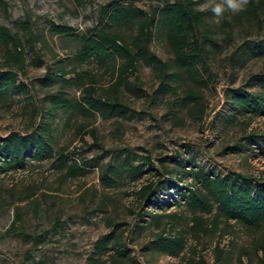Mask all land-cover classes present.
I'll list each match as a JSON object with an SVG mask.
<instances>
[{
    "label": "rangeland",
    "instance_id": "obj_1",
    "mask_svg": "<svg viewBox=\"0 0 264 264\" xmlns=\"http://www.w3.org/2000/svg\"><path fill=\"white\" fill-rule=\"evenodd\" d=\"M109 1L0 0V25L22 43L24 63L12 69L26 85L24 92L9 88L0 94V137L47 120L54 130L56 151L53 157L28 159L23 167L0 171V264H98L95 242L105 235L112 238L109 251L100 257L107 264H264V252L257 244L262 231L235 221L192 229L193 213L184 203L166 206L177 217L167 223L163 218L161 227L149 214L140 218L143 205L134 191L158 178L147 165L137 175L123 171L112 186L101 179L105 164L123 167L129 152L133 165L149 157L154 167L164 171L166 166L183 184L191 179L183 175L174 155L183 161L192 158L216 173L239 171L264 179V142L253 140L264 134V116L236 112L224 95L227 87L259 90L254 75L264 72V4L256 7L249 0L245 11L226 13L219 24L210 10L202 11L198 35L207 44L215 80L199 91L200 112L185 104L182 83L166 77L164 82L173 86L169 89L171 85L166 86L158 71L144 61L137 75L114 93L111 86L118 72L113 62L93 58L77 62L78 42L71 35L53 32V26L61 24L78 34L94 30L101 24V6ZM121 1L149 13L160 10L166 0ZM205 3L195 0L197 9ZM114 28L125 37L132 33L128 25ZM150 48L172 66L161 27L155 28ZM4 51L0 42V63ZM72 69L82 74L83 87L93 85L102 99L115 101L117 95L121 105L115 115L105 117L101 110L78 107L51 110L48 94L63 90L72 101L83 95L82 87L62 88L60 79L45 80L47 73L74 76ZM34 108L45 117L35 114ZM59 152L66 156L65 165ZM74 159L80 165L88 163L82 174H70ZM172 193L173 189L161 188L157 202H168ZM162 229L184 237L183 251L177 255L161 251L156 236ZM118 245L128 248L126 255L115 253Z\"/></svg>",
    "mask_w": 264,
    "mask_h": 264
},
{
    "label": "trees",
    "instance_id": "obj_2",
    "mask_svg": "<svg viewBox=\"0 0 264 264\" xmlns=\"http://www.w3.org/2000/svg\"><path fill=\"white\" fill-rule=\"evenodd\" d=\"M250 2L256 7H262L264 4L263 1L258 3L256 0ZM251 9L255 13L256 8L251 7ZM100 12L101 24L92 31L78 34L67 24L55 25L52 28L54 33L71 35L78 42V50L74 55L77 62L83 63L92 58L99 62L112 61L114 70L118 72V78L111 87L113 92L117 93L121 84L126 83L131 75H137L139 64L144 61L158 71L166 86L171 85L167 81L164 82L166 77L182 83L185 104L203 112L198 100L199 91L215 80V74L209 64L207 44L198 35L199 25L203 23L204 18L203 12L196 8L195 0H166L160 10L154 8L149 13L141 8L125 5L121 0H111L101 6ZM124 25L132 29L129 37H125L114 28ZM157 27H161L164 33L172 55L174 70H171L172 66L150 48ZM0 42L5 48L3 61L0 63V94L7 92L9 88L24 92L26 85L17 80V74L12 69L14 66L22 67L24 63L21 40L7 27L0 25ZM262 49L264 53V47ZM38 61L41 59L38 58ZM72 71L75 72V69ZM204 74L207 78L203 77ZM254 76L259 83V90L256 92L240 86L227 87L224 90L230 106L236 112L249 117L264 116V72ZM54 78L60 79L62 88L82 87L83 95L72 101L63 90L48 94L51 110H69L78 107L88 112L101 110L105 117H111L117 112V106L121 105L116 94L115 101L104 100L101 95L96 94L93 85L83 87V76L80 72H75L74 76H66V73L45 75L48 83ZM168 88L172 89L173 86ZM33 110L35 114L41 113V116L45 117L41 110L37 108ZM229 119H233V116H229ZM53 132L51 123L42 120L39 125L34 124L24 132L13 130L0 137V171L10 167H23L28 159L42 160L53 157L56 154L53 148ZM253 140L264 142V134L254 137ZM59 155L61 165H65L66 156L62 152H59ZM172 158L177 160L183 175L188 176L191 183L183 184L182 179L174 176L166 166H163L164 171L154 167L149 157L144 158L141 164L133 165L130 152L124 160L123 167L105 164L101 179L112 186L122 177L123 171L128 175H137L142 171V165H147L146 169H153L158 178L150 179L134 191L136 198L143 205L141 212L138 213L140 218L149 214L151 221L157 227H161L163 218H166L167 223L177 217L175 212L168 211L166 206L184 203L193 213L192 229H203L209 224L217 227L221 221L226 224L235 221L249 230L263 232L257 244L264 252V179L239 171L216 173L206 169L204 165L196 164L192 158L188 161L176 159V155ZM86 166H88L87 162L80 165L74 159L73 164L69 166V172L74 175L82 174ZM159 179L162 180L158 183ZM161 188L173 189L174 193L171 194L172 197L168 202H157V193ZM111 240L110 235H105L95 242L96 250L93 254L98 255L96 258L98 264L108 263L106 260L101 261L100 257L109 251ZM156 242L163 253L170 255H177L185 248L183 236L165 234V229L156 236ZM114 251L123 256L128 252V248L118 245L114 247ZM110 264H120V262L113 261Z\"/></svg>",
    "mask_w": 264,
    "mask_h": 264
},
{
    "label": "clouds",
    "instance_id": "obj_3",
    "mask_svg": "<svg viewBox=\"0 0 264 264\" xmlns=\"http://www.w3.org/2000/svg\"><path fill=\"white\" fill-rule=\"evenodd\" d=\"M248 3L249 0H207V3L198 6V10H210L215 18L214 23L219 24L226 13L240 14L246 10Z\"/></svg>",
    "mask_w": 264,
    "mask_h": 264
}]
</instances>
